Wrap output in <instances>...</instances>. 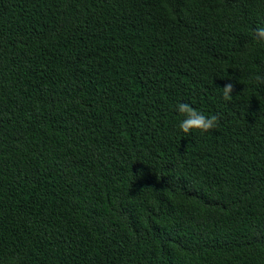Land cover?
<instances>
[{
  "label": "trees",
  "instance_id": "obj_1",
  "mask_svg": "<svg viewBox=\"0 0 264 264\" xmlns=\"http://www.w3.org/2000/svg\"><path fill=\"white\" fill-rule=\"evenodd\" d=\"M258 27L264 0H0V264H264Z\"/></svg>",
  "mask_w": 264,
  "mask_h": 264
},
{
  "label": "clouds",
  "instance_id": "obj_2",
  "mask_svg": "<svg viewBox=\"0 0 264 264\" xmlns=\"http://www.w3.org/2000/svg\"><path fill=\"white\" fill-rule=\"evenodd\" d=\"M255 39L258 41H264V27H258L254 32ZM250 81L256 84H264V76L255 75L250 77ZM233 84L227 83L222 88L223 98L225 100H231L233 92ZM177 110L182 115L183 119L179 123V128L183 133H190L192 130H199L201 132H209L218 125V116H207L202 111H198L188 103L177 104Z\"/></svg>",
  "mask_w": 264,
  "mask_h": 264
}]
</instances>
